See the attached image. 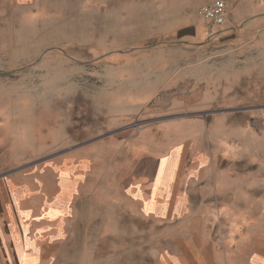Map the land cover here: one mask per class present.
<instances>
[{"label": "rangeland", "instance_id": "1", "mask_svg": "<svg viewBox=\"0 0 264 264\" xmlns=\"http://www.w3.org/2000/svg\"><path fill=\"white\" fill-rule=\"evenodd\" d=\"M132 7L130 0H0V195L13 194L8 181L27 197V211H43L57 196L72 200L73 214L64 210L62 220L26 223L42 232L31 238L45 264H160L163 250L193 238L191 227L203 232L201 243L238 247L233 254L246 259L249 239L264 227V200L256 199L264 196V44H250L239 61L242 76L228 77L231 107H185L178 103L182 88L201 76L192 38H181L182 20L204 30L201 8L181 17ZM222 46L207 47L218 53L203 56V67L228 71L223 52L236 49ZM169 88L175 108L163 102ZM148 89L154 99L143 105ZM224 114L233 119L235 155L222 204L189 220L191 214L165 216V204L130 189L128 149L136 133L169 118Z\"/></svg>", "mask_w": 264, "mask_h": 264}, {"label": "crops", "instance_id": "2", "mask_svg": "<svg viewBox=\"0 0 264 264\" xmlns=\"http://www.w3.org/2000/svg\"><path fill=\"white\" fill-rule=\"evenodd\" d=\"M211 1L213 0H130L133 7L129 10L181 13L180 16L185 17L187 13L198 12L202 4ZM225 1L230 4V7L227 5L229 15L226 24L222 26L225 28L220 30L222 33L218 36L212 37L214 40L204 41L203 35L216 34L219 31L217 28L206 26L203 30V27L191 18L187 22L182 20L186 30L181 38H192L194 70L195 74L197 73L195 76H201L199 80H194L193 86L191 84L182 88L185 99L179 100L178 103H183L185 107H231L233 100L228 98L229 94L226 92L233 91L235 87L231 85L228 77L242 76L243 66L241 67L242 63L239 61L247 59L250 44H264V0H255L250 4L245 0ZM190 29L191 34L187 32ZM225 43L236 49L233 53L223 52L231 63L229 72L225 67L221 68V65L216 70L212 64L203 67V56L205 58L208 55L211 58L218 53L214 52L215 50L206 51L207 47L221 45L224 48L222 45ZM174 78L169 79V83ZM166 92L171 93V96L168 95L163 102L177 107L178 105L173 103L175 89L169 88ZM147 93L149 95L141 99L143 105L154 99L153 90L148 89ZM233 133V119L226 114L210 115L207 118L174 117L145 127L131 138L128 149L129 169L126 176L129 177L130 189L135 194L139 190L148 191L150 195L145 202L153 198L157 200V204H165L164 208L161 207L165 216L185 219L186 215L191 214L187 218L192 220L197 219L201 212L209 213L207 205L222 204L227 196L226 183L232 176L230 175L228 180L226 172L235 155L232 145ZM119 156L121 161L126 160L122 159L125 156L121 152ZM6 189L11 190L13 196L0 195V264H45L42 247L31 238L37 235L42 237V232H31L30 223H26L32 219L40 221L41 216H45L48 222L62 220L68 210L73 214V209L67 205L73 203L72 200L57 196L51 199L50 206L45 207V210L27 211L24 207L27 197L17 190H12L14 185L11 189L8 181ZM258 198L259 203H262L264 196H257L256 199ZM191 204H199L203 209H193ZM49 209L61 211V214L49 218L46 215ZM221 212L219 209V214ZM190 234L193 238L189 241L178 239L175 242L174 251L163 250L160 264H264V227L259 229L256 238L249 239L253 243L248 245L249 247L246 246V259H238L233 254L238 252V247L227 250L226 246L220 249L221 247L216 245L201 243L202 240L198 237L203 235V232L198 227H191ZM26 258H34L35 262L27 263Z\"/></svg>", "mask_w": 264, "mask_h": 264}, {"label": "built area", "instance_id": "3", "mask_svg": "<svg viewBox=\"0 0 264 264\" xmlns=\"http://www.w3.org/2000/svg\"><path fill=\"white\" fill-rule=\"evenodd\" d=\"M202 19L209 28H219L226 24L229 15L225 0H213L200 9Z\"/></svg>", "mask_w": 264, "mask_h": 264}]
</instances>
